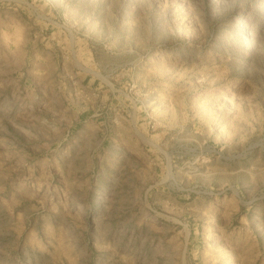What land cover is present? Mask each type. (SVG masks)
Wrapping results in <instances>:
<instances>
[{
  "label": "rangeland",
  "instance_id": "rangeland-1",
  "mask_svg": "<svg viewBox=\"0 0 264 264\" xmlns=\"http://www.w3.org/2000/svg\"><path fill=\"white\" fill-rule=\"evenodd\" d=\"M0 264H264V0H0Z\"/></svg>",
  "mask_w": 264,
  "mask_h": 264
}]
</instances>
